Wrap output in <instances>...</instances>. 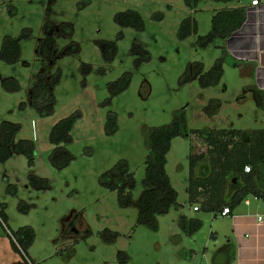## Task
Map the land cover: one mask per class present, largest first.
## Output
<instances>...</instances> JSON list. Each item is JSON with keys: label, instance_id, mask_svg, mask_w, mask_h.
<instances>
[{"label": "rangeland", "instance_id": "rangeland-1", "mask_svg": "<svg viewBox=\"0 0 264 264\" xmlns=\"http://www.w3.org/2000/svg\"><path fill=\"white\" fill-rule=\"evenodd\" d=\"M230 5L215 0H200L194 8L184 0H0V50L6 36L21 45L17 61L0 58V129L3 121L19 123L14 141L30 139L36 145L33 164L14 150L0 160V204L8 218V225L0 218V264H120L124 254L126 264L203 263L212 211L196 212L190 202V147L206 149L196 135L175 137L167 155L166 172L182 206L156 214L155 222L140 223L139 215L151 127L170 124L184 111L190 130L237 128L248 139L253 130L264 129V94L251 86L255 79L242 75L222 38L204 44L213 15ZM129 10L139 12L143 30L118 23L116 14ZM186 18L196 22L197 32L180 38ZM109 41L117 46L112 60L105 56ZM223 57L217 84L203 86L195 77L187 81L197 63L206 73ZM127 72L129 87L112 96L109 84ZM40 74L60 75L49 115L31 102ZM8 78L17 81L16 90L8 89ZM76 111L81 117L67 145L74 159L56 169L49 161L54 148L49 134L57 121ZM110 112L117 115L113 134L106 131ZM120 160L128 162L136 179L133 203L125 207L100 181ZM206 169L208 161L197 174ZM31 175L50 188H36ZM259 182L264 184V171ZM183 215L202 220L195 234L185 232ZM24 226L36 234L28 257L14 248L8 234Z\"/></svg>", "mask_w": 264, "mask_h": 264}, {"label": "trees", "instance_id": "trees-1", "mask_svg": "<svg viewBox=\"0 0 264 264\" xmlns=\"http://www.w3.org/2000/svg\"><path fill=\"white\" fill-rule=\"evenodd\" d=\"M200 0H184L186 6L194 8ZM222 2H231L233 0H215ZM248 17L247 7L223 8L217 11L212 17V27L210 32L205 35L204 44L212 42L220 37L227 39L239 30L246 22ZM118 23L124 26H132L143 30L144 23L139 12L129 10L116 14ZM197 32L195 21L186 18L182 21L179 29V37L186 38L192 33ZM30 32L23 34L28 37ZM106 59L112 60L116 55L117 46L113 41L106 44ZM227 54V53H226ZM21 56L20 43L6 36L3 40L0 50V58L6 62H15ZM147 60L150 57H146ZM224 57L218 59L215 64L203 73L202 63H197V68L189 69L186 75L187 81L192 77L199 79L203 86L217 84L223 74ZM139 62L136 61V65ZM237 66L236 63H234ZM59 74L54 77H46L40 74L38 81L32 89L31 102L33 106L42 114L49 115L54 110L55 95L53 86L59 82ZM8 89L16 90L17 81L12 78L5 80ZM131 83V73H124L123 76L109 84L111 95L114 96L120 91L129 87ZM258 95L263 92L257 91ZM110 98L108 102H110ZM81 113L76 111L57 121L51 129L49 140L54 146L49 161L56 169H63L74 159V155L67 148V145L73 142L72 130ZM21 129V124L10 121L1 123L0 140V160L6 161L11 157V152L17 151L24 153L28 158V163H34L36 150L35 143L30 139H20L14 141L16 133ZM118 130L117 115L109 113L106 123V131L113 134ZM196 135L201 139L206 149L195 151L193 144L190 147L189 155V193L190 202L198 207V210L216 212L223 210L224 207H237L250 195L261 198L264 201V189L257 182V172L261 160H264V129L253 130L251 138H244L243 130L237 128L220 129H188L185 112L178 114L173 122L161 126H154L148 132V146L150 153L146 157L145 183L147 189L141 196V207L139 222H155L156 214L168 212L171 206L179 208L182 206L177 200V191L172 186L170 178L166 172L167 155L171 148L172 140L177 136ZM210 164V171L206 175H198L197 169L204 162ZM250 166L251 171L246 172L245 167ZM237 179L242 185L235 189L230 200L226 199V193L230 183ZM31 183L36 188H50V184L44 183L43 178L30 176ZM101 184L117 192L118 202L121 206L132 205L133 190L136 187L134 172L129 168L126 160H120L110 170L101 176ZM199 203V204H197ZM0 218L7 224V214L1 209ZM181 223L183 228L189 234L195 233L202 226V220L198 217L187 218L182 216ZM6 227V226H5ZM6 229V228H5ZM7 230V229H6ZM14 248L21 252L23 256L28 257V249L35 240V230L32 226H24L15 233H8ZM16 240V242H15ZM124 254V253H123ZM127 257L124 254L120 264H126Z\"/></svg>", "mask_w": 264, "mask_h": 264}, {"label": "crops", "instance_id": "crops-1", "mask_svg": "<svg viewBox=\"0 0 264 264\" xmlns=\"http://www.w3.org/2000/svg\"><path fill=\"white\" fill-rule=\"evenodd\" d=\"M252 1L233 0L232 5L226 6L247 7L248 17L239 30L223 39V49L227 56L233 58L243 76L255 79L251 86L264 94V66L261 64L264 52V0H260L257 6L252 5ZM205 171L203 175L210 170ZM263 171L264 160H261L256 177L258 184ZM241 185L240 181L230 183L226 199L230 200L235 189ZM259 186L264 189V184ZM247 199L249 203L243 201L231 208L229 215H221L222 210L210 213L212 230L203 247L204 264H264V201L255 196ZM176 238L181 240L179 236Z\"/></svg>", "mask_w": 264, "mask_h": 264}, {"label": "built area", "instance_id": "built-area-1", "mask_svg": "<svg viewBox=\"0 0 264 264\" xmlns=\"http://www.w3.org/2000/svg\"><path fill=\"white\" fill-rule=\"evenodd\" d=\"M260 4V0H253L252 1V5L257 6ZM246 172H250L251 171V167L250 166H246L245 167ZM244 202L249 203L248 199H245ZM194 210H198L197 206H194ZM232 212L231 208L229 206H226L223 208V210L221 211V215H229ZM260 219L262 218L261 216L259 217Z\"/></svg>", "mask_w": 264, "mask_h": 264}, {"label": "water", "instance_id": "water-1", "mask_svg": "<svg viewBox=\"0 0 264 264\" xmlns=\"http://www.w3.org/2000/svg\"><path fill=\"white\" fill-rule=\"evenodd\" d=\"M261 64L264 66V52L261 55ZM234 182H237V179H234Z\"/></svg>", "mask_w": 264, "mask_h": 264}]
</instances>
